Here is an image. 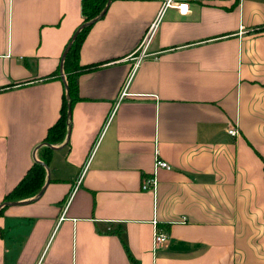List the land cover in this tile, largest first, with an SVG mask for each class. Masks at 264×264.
I'll return each instance as SVG.
<instances>
[{
	"label": "crops",
	"instance_id": "crops-1",
	"mask_svg": "<svg viewBox=\"0 0 264 264\" xmlns=\"http://www.w3.org/2000/svg\"><path fill=\"white\" fill-rule=\"evenodd\" d=\"M160 3L110 0L85 31L47 150L82 0H0V204L49 153L42 193L0 207V264H264V0L168 7L136 64Z\"/></svg>",
	"mask_w": 264,
	"mask_h": 264
},
{
	"label": "trees",
	"instance_id": "trees-1",
	"mask_svg": "<svg viewBox=\"0 0 264 264\" xmlns=\"http://www.w3.org/2000/svg\"><path fill=\"white\" fill-rule=\"evenodd\" d=\"M107 0H82V12L84 14L81 23L75 29V35L71 36L67 45L65 46V53L62 55L60 69L66 71V77L64 78L65 93H63L62 105L60 113L57 119L48 127L45 137L43 138V144L50 149L49 146L53 143L62 142L67 133V125L70 113L68 112V104L70 107L76 99V83L78 71L85 66L80 65L78 49L81 43L82 37L85 31L91 26V23L82 25V23L89 21L105 7ZM67 140V137L65 141ZM49 153L43 156L41 160H35L30 168L24 173L21 179L9 190L0 204V207L6 206L8 201L26 199L32 196H36L42 186L44 185L45 168L47 166V160Z\"/></svg>",
	"mask_w": 264,
	"mask_h": 264
},
{
	"label": "built area",
	"instance_id": "built-area-1",
	"mask_svg": "<svg viewBox=\"0 0 264 264\" xmlns=\"http://www.w3.org/2000/svg\"><path fill=\"white\" fill-rule=\"evenodd\" d=\"M160 6L158 9V12L154 19L149 23L148 27L146 28L141 40L139 41L136 51L133 54V58L136 59V64L139 61V59L144 56L145 54H148V44L151 40V38L154 35V32L156 30L157 24L163 15L164 11L168 7H173L177 9L180 13H186L189 10L190 4L191 3H215V2H220L222 0H160ZM126 93L125 88L121 91V96ZM227 131L232 134L236 135L238 133V128L232 124H229ZM170 168L171 165L166 161L165 159H162L158 157V155L155 157V162H154V171L157 168ZM85 167H83L82 172L84 171ZM81 172V174H82ZM157 185V177L155 172L152 173V175H145L142 179L141 182V188L145 190H153L155 189ZM156 223V221H155ZM167 240V234L163 231L160 230V228L155 224V230H154V244L156 245L157 243H161Z\"/></svg>",
	"mask_w": 264,
	"mask_h": 264
},
{
	"label": "water",
	"instance_id": "water-1",
	"mask_svg": "<svg viewBox=\"0 0 264 264\" xmlns=\"http://www.w3.org/2000/svg\"><path fill=\"white\" fill-rule=\"evenodd\" d=\"M109 1H110V0H107L105 7L100 11V13H99L98 15H96L95 17H93V18L90 19L89 21L82 23V25H85V24H87V23L94 22L99 16H101V15L105 12V10H106V8H107V5H108ZM74 35H75V33L73 34V36H74ZM64 53H65V51H63V55H64ZM68 112L70 113V103L68 104ZM48 180H49V174H48V178H47V180H46V183H47ZM44 187H45V184L42 186V188L40 189V191L38 192V194H37L36 196H38L40 193H42ZM16 202H19V201H17V200H12V201H8L7 203H16Z\"/></svg>",
	"mask_w": 264,
	"mask_h": 264
}]
</instances>
